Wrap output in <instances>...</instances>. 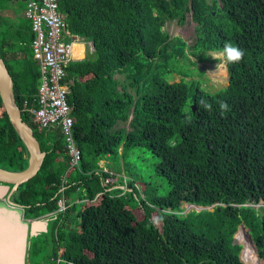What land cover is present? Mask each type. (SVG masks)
<instances>
[{
	"label": "trees",
	"instance_id": "obj_1",
	"mask_svg": "<svg viewBox=\"0 0 264 264\" xmlns=\"http://www.w3.org/2000/svg\"><path fill=\"white\" fill-rule=\"evenodd\" d=\"M26 3L0 0V56L47 154L13 200L39 217L57 208L65 186L69 204L32 237L30 264H244L236 232L246 264H264V0H59L69 31L87 43L66 77L81 168L70 167L60 127L39 130L24 110L38 105L41 81ZM189 12L190 45L164 29ZM225 43L244 55L227 64L228 85L211 91L184 66ZM138 152L151 154L167 193L132 169ZM29 156L0 96V166L23 170ZM104 158L132 190L104 184ZM185 202L213 209L184 212Z\"/></svg>",
	"mask_w": 264,
	"mask_h": 264
},
{
	"label": "built area",
	"instance_id": "obj_2",
	"mask_svg": "<svg viewBox=\"0 0 264 264\" xmlns=\"http://www.w3.org/2000/svg\"><path fill=\"white\" fill-rule=\"evenodd\" d=\"M24 15L32 23L35 36L31 46L34 58L40 61L41 71L36 97L38 105L25 107L24 110L39 130L60 127L70 156V167L81 168L82 152L74 135L75 118L69 103V83L66 81L67 66L77 59L72 54V46L79 41V37L69 31L65 14L59 8V0H27ZM99 164L108 173L104 177V184L132 190L126 182H117L119 174L114 170ZM64 188H61L57 208L42 217L55 220L66 211L69 204Z\"/></svg>",
	"mask_w": 264,
	"mask_h": 264
},
{
	"label": "water",
	"instance_id": "obj_3",
	"mask_svg": "<svg viewBox=\"0 0 264 264\" xmlns=\"http://www.w3.org/2000/svg\"><path fill=\"white\" fill-rule=\"evenodd\" d=\"M36 63L40 65L39 60H36ZM13 86L14 80L10 70L0 56V96L10 121L23 138L30 153L29 165L23 170H10L0 166L2 184L0 195L7 192L5 198L0 199V264H30L32 237L49 230V218L26 217V209L29 206L17 203L11 197L20 184L37 174L47 152L41 148L33 127L24 120L15 100ZM249 238L255 246L251 233ZM255 249L257 251L256 246Z\"/></svg>",
	"mask_w": 264,
	"mask_h": 264
},
{
	"label": "rangeland",
	"instance_id": "obj_4",
	"mask_svg": "<svg viewBox=\"0 0 264 264\" xmlns=\"http://www.w3.org/2000/svg\"><path fill=\"white\" fill-rule=\"evenodd\" d=\"M8 12L11 14L13 13V11H8ZM21 14L24 15V10L21 11ZM196 28H197V22H195L192 19L191 12L188 13V17L184 23H179L176 19H174V20H168L164 25V29L170 35H172V36L180 35V36L184 37L187 40L189 45L192 44L197 37ZM88 47L92 48L93 47L92 43H89ZM218 53L219 52L212 51L211 55H215ZM192 57L194 60H197V58L195 56H192ZM211 58L212 59L198 60V64H195V63L191 64L190 63V64H188V66L185 65L184 70H188L189 67H191V68L193 67V69L196 67L198 70L195 71L196 70L195 69L194 74L191 76L195 77V78L201 77L202 85L205 86L208 90L215 91L221 87H225L228 85L229 74H228L227 66H226L227 73L220 72L221 65L223 63L218 65L219 61L216 60L215 58H213L212 56H211ZM118 76L121 78L123 77L122 75H119V74H118ZM189 78H191V77H187V79H189ZM180 79H181V75L178 73H171L169 76V80L172 82L173 81H179ZM138 153L142 154L140 152H138ZM133 158H134V156L130 159L132 169L134 171L136 170L137 172H140L145 177H148L149 173H150V177L152 178V181L154 182V184L160 187V193H163V194L167 193V191L169 189V185H168L166 179L154 174L153 166L151 164L153 162L151 154L145 152L142 154V156L139 155L138 158H135L134 161L132 160ZM110 161L111 160L104 158V159H101L99 162L102 163L103 165H105L107 168L113 170L112 167H110L108 165V163ZM134 162H138V164H136V166H135ZM111 163H113V162L111 161ZM28 165H29V163H28ZM28 165H27V167H28ZM5 166L8 167L9 169L13 168L11 165H8V164H5ZM182 207H184V212H188L194 208H197L198 210H201L204 208L211 209V210L213 209L212 207H209V206L208 207H202V206L190 205L189 203H186V202L182 204ZM255 207H259V205L255 204ZM52 224H53V220H50L49 230L51 229ZM241 226H242V224L239 226V228ZM236 233L234 234V242L241 244L242 248L240 251V256H241V259L244 262V264H246V262L243 260V255H242L243 245L237 239ZM244 233L247 236V238L250 240V238H249L250 230L247 227L245 228ZM253 246H254V244H253ZM254 248H255V246H254ZM255 251H256V249H255ZM256 253H257V251H256ZM257 255H258V253H257ZM258 257H259V255H258ZM249 259H255V257L250 256ZM260 259L264 262V259H262V258H260ZM257 264H259V263H257Z\"/></svg>",
	"mask_w": 264,
	"mask_h": 264
},
{
	"label": "clouds",
	"instance_id": "obj_5",
	"mask_svg": "<svg viewBox=\"0 0 264 264\" xmlns=\"http://www.w3.org/2000/svg\"><path fill=\"white\" fill-rule=\"evenodd\" d=\"M244 52L241 48L238 46L232 44V43H225L223 45L222 50L215 55H211L213 58L219 61V64H230V63H236L241 60L243 57ZM207 107V105L205 106Z\"/></svg>",
	"mask_w": 264,
	"mask_h": 264
},
{
	"label": "crops",
	"instance_id": "obj_6",
	"mask_svg": "<svg viewBox=\"0 0 264 264\" xmlns=\"http://www.w3.org/2000/svg\"><path fill=\"white\" fill-rule=\"evenodd\" d=\"M81 45V47H76L77 45ZM87 52V43L85 42V41H83V40H81L80 38H79V41L78 42H75L74 43V53H75V56H76V58L77 59H81V58H83L86 54ZM2 184L0 183V186H1ZM6 194H7V192L5 191L2 195H0V199L1 198H5V196H6ZM12 200H13V195H12ZM46 214V213H45ZM44 215V214H43ZM42 216V215H41Z\"/></svg>",
	"mask_w": 264,
	"mask_h": 264
},
{
	"label": "bare ground",
	"instance_id": "obj_7",
	"mask_svg": "<svg viewBox=\"0 0 264 264\" xmlns=\"http://www.w3.org/2000/svg\"><path fill=\"white\" fill-rule=\"evenodd\" d=\"M76 47H81V45L79 44V45H77ZM72 54H73V56L76 58V56H75V53H74V44H73V46H72ZM220 72H225V73H227V70H226V65L225 64H222L221 65V69H220ZM192 204V203H191ZM197 204V203H196Z\"/></svg>",
	"mask_w": 264,
	"mask_h": 264
},
{
	"label": "flooded vegetation",
	"instance_id": "obj_8",
	"mask_svg": "<svg viewBox=\"0 0 264 264\" xmlns=\"http://www.w3.org/2000/svg\"><path fill=\"white\" fill-rule=\"evenodd\" d=\"M54 221V220H53ZM49 223H50V219H49ZM48 226H49V224H48ZM49 231V230H48Z\"/></svg>",
	"mask_w": 264,
	"mask_h": 264
}]
</instances>
